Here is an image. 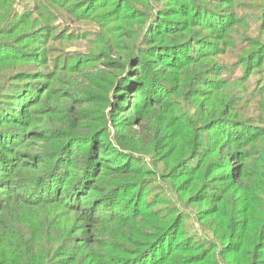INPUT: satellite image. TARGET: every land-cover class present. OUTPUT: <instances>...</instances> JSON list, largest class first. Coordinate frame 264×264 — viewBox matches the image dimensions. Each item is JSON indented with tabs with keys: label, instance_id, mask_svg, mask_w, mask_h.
<instances>
[{
	"label": "trees",
	"instance_id": "trees-1",
	"mask_svg": "<svg viewBox=\"0 0 264 264\" xmlns=\"http://www.w3.org/2000/svg\"><path fill=\"white\" fill-rule=\"evenodd\" d=\"M33 1L11 39L25 0H0V63L47 67L0 88V264H264V0ZM206 202L222 234L194 245L180 207Z\"/></svg>",
	"mask_w": 264,
	"mask_h": 264
},
{
	"label": "rangeland",
	"instance_id": "rangeland-1",
	"mask_svg": "<svg viewBox=\"0 0 264 264\" xmlns=\"http://www.w3.org/2000/svg\"><path fill=\"white\" fill-rule=\"evenodd\" d=\"M77 1L78 0H72V2L68 5V7H71ZM251 1H257L259 3H263L262 1H259V0H245L246 3H249ZM23 5H24V8L22 9V11L25 14V17L16 26L7 29L8 33H9L8 37L11 39H15L18 36H20L24 32L26 27H28L33 22V17L35 15H32V16H29V15L32 14V12L35 9L34 8V1L33 0H25ZM13 6L16 9H18L17 4H14ZM5 11L6 10L4 8H0V12H5ZM101 11L102 10H98L97 13H100ZM14 12H16V10L14 8L11 9V13H14ZM70 14L73 18V14L72 13H70ZM38 15H41L44 18V20H46L45 15H42V14H38ZM49 17L51 18L52 16L49 14ZM2 27H4V26H2ZM2 27H0V28H2ZM250 30H251V32H249L247 30L246 35H248L249 37H251L253 39L264 41V31L258 32L256 30V28H252V27L250 28ZM52 35L53 34H51L50 37H52ZM63 42L61 43L62 48L66 49L67 51L85 52V51H88L90 49V45L87 43V41H78L76 43H74V41H68V42L63 41ZM58 44L59 43H57V42L51 43V45H54L56 47ZM41 47H42V49H45L47 47V45L45 46V44H44V45H41ZM52 52H54V54H56L54 48H52ZM225 61H226V59H225ZM262 67H264V65ZM46 69H47V67L45 65H41L40 63H38V64L35 63V64H31V65L27 66L26 64H24V62H14V63L2 62V63H0V88L2 86L4 87V83L8 82L9 80H11L12 85H23L24 83H26L25 81H27V80H25V78H23V76H22L23 73L44 72V71H46ZM253 77L256 78V74ZM49 83L50 82H48V85H49ZM50 86L55 87V85L52 83L50 84ZM242 88H243V86L238 85L236 83L234 84V92L240 91ZM1 89H0V92L2 91ZM43 92H44L43 90H40V92H39L40 97H42ZM2 100L9 101L8 98L6 99L0 95V101H2ZM198 100H199V98H198ZM12 101L17 102V100H12ZM250 103H251L253 109L258 108L259 101H251L250 100ZM251 105H250V107H251ZM161 115H163V114H157V118L159 119ZM2 125H4V123ZM134 130H138V128H134ZM170 142H172L174 146L175 145L178 146L180 143V140L177 139L176 137H174L173 139H171ZM168 149L161 150L162 154L160 156H153L152 157V158L158 157V159L155 160L154 165H156L161 172L166 171L167 165H172L176 161V160H173L174 158L170 157L169 155L167 156ZM104 154H106V153L104 152ZM108 155H110V154H108ZM144 158L149 159L150 157L144 156ZM148 162L152 163V160H150ZM103 167H105V164H103ZM243 191H244V187L242 186L240 188H237L231 197H230V195L227 197V200L225 202L227 204L225 206L227 208L226 212L232 213L231 210L237 211V212H240L242 210V206H243L242 199L240 197H237V196ZM150 194H152V195L154 194L155 199H156V203L157 202L163 203V204H159L154 209H157V210L161 209L162 213L165 212V210H167V190L166 189L163 190V189H157V188H153V189L149 188L145 192L144 195L147 198L150 196ZM246 195L247 194L244 193L245 198H246ZM86 199H90V195H87ZM91 199L94 200V195H93V197H91ZM236 200L238 201V203L236 202ZM209 207H211V204L208 202H206L200 206H197V207H195V206L180 207V209L184 212L185 216H183L184 218L181 221L179 233L180 234L186 233L187 235H195V237H197L198 240L194 241V245H197V244L202 245V244L208 242L211 238H213V232L212 231H215L216 235L222 234L221 231L217 230L218 229L217 224L213 223L214 219L212 217L208 218L204 222H200L198 220L197 213L201 210L203 211V210L209 209ZM243 207H248V206H243ZM249 208L252 212L259 210L258 207H254V206H251ZM249 208H248L247 215L245 212H244V215H240V217L242 219L241 221H243V222L246 221V223H247L246 229L249 227V225L251 223L250 219H252V216L254 215V214L249 215ZM176 214H178V213H176ZM258 217L260 218L261 215L258 214ZM25 218L27 220H33L34 215L32 213L27 212L25 214ZM171 218H174V217H171ZM245 232H246V234L248 233L247 230H245ZM2 250L3 249L0 248V254H1ZM248 257L249 256H240V255L238 256V258H241L243 260L249 259Z\"/></svg>",
	"mask_w": 264,
	"mask_h": 264
}]
</instances>
